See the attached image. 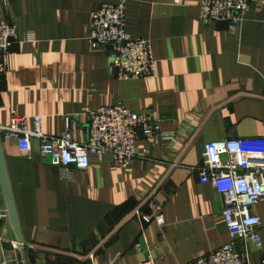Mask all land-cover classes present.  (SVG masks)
<instances>
[{"label":"crops","instance_id":"0c3cea01","mask_svg":"<svg viewBox=\"0 0 264 264\" xmlns=\"http://www.w3.org/2000/svg\"><path fill=\"white\" fill-rule=\"evenodd\" d=\"M118 0H0L2 17L20 37L6 73L0 75V127L11 117H41L49 137L68 120L86 138L88 113L123 105L156 115L170 140L140 138L128 168L90 159L86 171L60 169L37 154L26 157L0 134L2 153L24 246L26 264H195L196 257L230 241L213 188L196 171L207 142H264V4L253 0L229 31L199 19V0H126V31L152 47V78L120 80L111 53L90 49L92 17ZM162 206L164 226L146 224L144 201ZM264 225V198L252 209ZM261 246L237 240L248 264H258ZM91 257V258H90ZM0 261L22 264L0 187Z\"/></svg>","mask_w":264,"mask_h":264},{"label":"built area","instance_id":"2783aa9c","mask_svg":"<svg viewBox=\"0 0 264 264\" xmlns=\"http://www.w3.org/2000/svg\"><path fill=\"white\" fill-rule=\"evenodd\" d=\"M253 0H199V19L204 24L222 23L229 31L236 29L244 19ZM264 4V0H259ZM126 0L101 5L94 13L88 44L92 51L111 53V69L118 79L152 78L155 60L148 40L129 35L126 31ZM34 37H20L17 27L0 13V75L6 73L10 48L17 43L33 42ZM41 117L28 119L13 116L7 126L0 127L4 139L12 140L26 157L37 154L49 159L60 169L62 179H71V169L86 171L90 159H109L120 168H128L136 158L135 144L140 138L156 142L173 139L175 134L161 130L156 115L136 113L123 105L100 107L88 113L86 138L74 140L79 130L72 120L64 133L46 136L41 129ZM200 185L213 188L222 202L221 215L230 241L206 255L196 257L195 264H248L237 251V240H249L256 248L261 246L260 217L252 209L264 198V142L248 143L236 139L211 141L204 144L201 167L197 169ZM149 214L136 215L146 223L164 226L162 206L154 197L144 201ZM91 258V257H90ZM0 264H19L1 262ZM137 264H155L148 257ZM258 264H264V254Z\"/></svg>","mask_w":264,"mask_h":264},{"label":"water","instance_id":"95a60500","mask_svg":"<svg viewBox=\"0 0 264 264\" xmlns=\"http://www.w3.org/2000/svg\"><path fill=\"white\" fill-rule=\"evenodd\" d=\"M0 187L2 191L5 208L7 211V217H8L10 229L13 233L17 249L20 252L22 264H26L23 240H22L20 226L18 223L14 200H13V196H12V192L10 188V183H9V179H8V175H7V171L5 167V162H4V157L2 153V147H1V140H0Z\"/></svg>","mask_w":264,"mask_h":264}]
</instances>
